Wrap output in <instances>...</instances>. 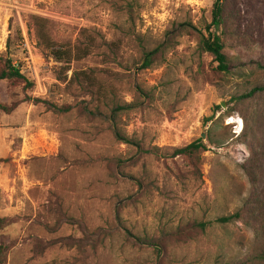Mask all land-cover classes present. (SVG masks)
<instances>
[{
    "label": "rangeland",
    "instance_id": "374dc122",
    "mask_svg": "<svg viewBox=\"0 0 264 264\" xmlns=\"http://www.w3.org/2000/svg\"><path fill=\"white\" fill-rule=\"evenodd\" d=\"M214 1L0 0V55L33 83L0 82L13 107L0 109L5 264H257L264 94L242 95L264 85V0H225L212 30L228 72L199 48ZM51 43L74 48L69 70ZM199 137L201 172L165 156ZM250 158L256 181L242 167ZM241 207L243 221L165 239L161 252L146 241Z\"/></svg>",
    "mask_w": 264,
    "mask_h": 264
},
{
    "label": "trees",
    "instance_id": "16d2710c",
    "mask_svg": "<svg viewBox=\"0 0 264 264\" xmlns=\"http://www.w3.org/2000/svg\"><path fill=\"white\" fill-rule=\"evenodd\" d=\"M225 0H215L213 4L212 10V21L210 24L207 25L208 35L205 33L198 31V38H199V48L203 52H207L213 56L215 62H217V70L228 72L229 64H230V57L225 51V43L221 37V35L212 30L214 27L216 30L219 29L224 23V11H225ZM40 36L45 37L46 33L42 30L40 31ZM52 45V43H51ZM52 48L51 55L59 62H62L67 67V70L70 69V64L74 59L75 55L77 54L74 51V48L67 47L64 45L61 46H50ZM89 51L85 50L83 52L82 57L86 56ZM160 50L154 49L152 51L146 52L144 54V67H149L159 56ZM9 81L11 83L22 82L28 85H32L33 83L20 71L19 68L15 67L8 57H3L0 55V82L1 81ZM258 94H264V85H255L248 93L242 95L245 98H251ZM12 106H9L6 103H0V109L9 113L12 110ZM231 114V112H229ZM249 126L246 124L245 128V136L252 135V149L250 150V154H252L253 158L255 156V144L258 143L259 138L257 134L250 130L248 131ZM207 150V144L205 143L203 137H199L195 141L191 143L181 146V147H171L168 153H165V156L168 158H176L182 157L187 160V163L190 168L194 172H201L202 171V157L201 154ZM247 159L242 167L245 171L248 172L250 177H254L256 181L257 174L255 170L248 169L249 163H251L252 159ZM226 198L228 196L226 195ZM244 207L239 208L237 211L219 216L215 218L213 221H206V220H196L190 222L184 226L178 227L176 230H173L167 234L163 238H153V239H146L147 242H151L156 246V250L161 252V248L165 247V239H172L176 241H181L191 237L195 233L205 232L211 224L214 222L220 224H228L235 221H243L244 217ZM12 223V220L9 217L0 216V230L7 228ZM261 228V227H260ZM259 230V229H258ZM9 252V247L3 244H0V264H5L7 261V256ZM261 261H264V250L257 255L256 261H251V263L259 264ZM241 264H248V260L240 261ZM223 264H237L236 262H227Z\"/></svg>",
    "mask_w": 264,
    "mask_h": 264
},
{
    "label": "bare ground",
    "instance_id": "6f19581e",
    "mask_svg": "<svg viewBox=\"0 0 264 264\" xmlns=\"http://www.w3.org/2000/svg\"><path fill=\"white\" fill-rule=\"evenodd\" d=\"M235 121V120H234ZM242 120H238L237 122L239 123V125L241 126L242 125Z\"/></svg>",
    "mask_w": 264,
    "mask_h": 264
},
{
    "label": "water",
    "instance_id": "95a60500",
    "mask_svg": "<svg viewBox=\"0 0 264 264\" xmlns=\"http://www.w3.org/2000/svg\"><path fill=\"white\" fill-rule=\"evenodd\" d=\"M222 106H226V104L224 103V104H222ZM205 135H203V137H204Z\"/></svg>",
    "mask_w": 264,
    "mask_h": 264
}]
</instances>
